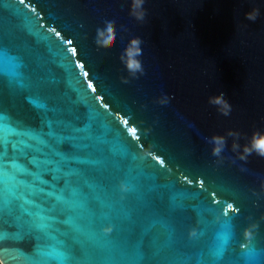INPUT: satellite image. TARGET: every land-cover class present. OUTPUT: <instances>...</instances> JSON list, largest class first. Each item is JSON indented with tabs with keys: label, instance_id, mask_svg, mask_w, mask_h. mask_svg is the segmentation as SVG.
Returning a JSON list of instances; mask_svg holds the SVG:
<instances>
[{
	"label": "water",
	"instance_id": "obj_1",
	"mask_svg": "<svg viewBox=\"0 0 264 264\" xmlns=\"http://www.w3.org/2000/svg\"><path fill=\"white\" fill-rule=\"evenodd\" d=\"M254 136L264 0H0L7 264H264Z\"/></svg>",
	"mask_w": 264,
	"mask_h": 264
},
{
	"label": "clouds",
	"instance_id": "obj_2",
	"mask_svg": "<svg viewBox=\"0 0 264 264\" xmlns=\"http://www.w3.org/2000/svg\"><path fill=\"white\" fill-rule=\"evenodd\" d=\"M142 3V0H134V7L139 8L140 4ZM139 14V13H138ZM137 43V41H133V44ZM138 51V49H136ZM129 68L132 71H135L139 68V63L137 61H130L129 62ZM213 102L223 104L225 109H227V104L225 101H223L220 97L213 98ZM213 140L215 141V147L213 148V152L215 154H218L223 146V137H213ZM252 148L259 151L261 154H264V136H254L253 142H252ZM251 149L245 148V151H250ZM0 264H7V261L3 259L2 256H0Z\"/></svg>",
	"mask_w": 264,
	"mask_h": 264
}]
</instances>
